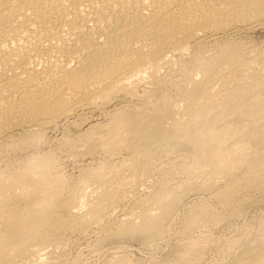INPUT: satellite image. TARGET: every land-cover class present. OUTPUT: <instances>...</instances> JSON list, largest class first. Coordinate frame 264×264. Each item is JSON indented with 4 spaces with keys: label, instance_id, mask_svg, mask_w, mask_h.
Returning <instances> with one entry per match:
<instances>
[{
    "label": "bare ground",
    "instance_id": "obj_1",
    "mask_svg": "<svg viewBox=\"0 0 264 264\" xmlns=\"http://www.w3.org/2000/svg\"><path fill=\"white\" fill-rule=\"evenodd\" d=\"M263 28L264 0H0V264H264Z\"/></svg>",
    "mask_w": 264,
    "mask_h": 264
},
{
    "label": "rangeland",
    "instance_id": "obj_2",
    "mask_svg": "<svg viewBox=\"0 0 264 264\" xmlns=\"http://www.w3.org/2000/svg\"><path fill=\"white\" fill-rule=\"evenodd\" d=\"M247 41H251V43H256V44H261L263 41H264V28L263 29H258L257 31H254V32H252V34L250 33L249 34V37H247ZM254 41V42H253ZM259 42V43H258ZM53 134H54V136L55 135H57V134H59L57 131H54L53 132ZM67 167H70L71 168V166H67ZM69 168V171H72L73 169V171L72 172H70V173H72V174H75V173H77V169H75L74 167H72L71 169ZM151 182H153V181H151ZM151 182H148V185H146V188L145 187H142L141 189V192H146V191H149L150 189H149V185L151 186V184H153V183H151ZM195 198V195L194 196H190L188 199H187V201L189 202V201H191V200H193V199ZM262 209V210H261ZM260 210V211H259ZM250 211H252V212H250ZM246 215H245V217H243L242 218V220H248L249 219V217L252 219V216H259V215H263L264 213H262V212H264V208H260V209H256V208H254V209H251ZM261 212V213H260ZM260 213V214H259ZM259 214V215H258ZM248 217V218H247ZM245 218V219H244ZM245 220V221H246ZM226 230H227V228H226ZM83 244V245H82ZM79 247V248H78ZM87 243H85V242H81L80 243V245H78V246H75L74 248H72L71 250H70V252H67V254H66V256L64 257V259H66L68 256L69 257H72V256H75V254H77V253H81L82 254V256H83V262H89L90 264H100L102 261H103V257H101L100 259L99 258H97V256L95 255L94 256V254L93 253H91L90 251H89V248L87 247ZM108 247V248H107ZM121 247V248H120ZM123 247V248H122ZM76 248V249H75ZM78 248V249H77ZM82 248H84V249H82ZM142 247H139V245H137V244H133V243H130V242H128L127 244L126 243H123V244H120V243H116V244H114V243H112V244H108V246H106L105 247V252L108 254H106V256L108 257V256H113V255H118V254H122L123 252H126V253H128L130 256H132V257H135V258H137V257H143V259L145 260V261H147V260H150V255L145 251V249H141ZM80 249V250H79ZM86 249V250H85ZM88 249V250H87ZM85 250V251H84ZM107 250V251H106ZM77 251H80V252H77ZM86 251H89V252H86ZM73 252V253H72ZM71 253V254H70ZM84 253V254H83ZM90 253V254H89ZM93 255V256H92ZM211 255H212V257H215V255L216 256H218V253L217 252H215V251H213L212 253H211ZM219 257V256H218Z\"/></svg>",
    "mask_w": 264,
    "mask_h": 264
}]
</instances>
